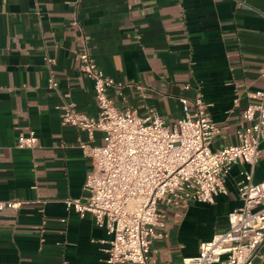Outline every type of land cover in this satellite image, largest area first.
I'll list each match as a JSON object with an SVG mask.
<instances>
[{"label": "crops", "instance_id": "0c3cea01", "mask_svg": "<svg viewBox=\"0 0 264 264\" xmlns=\"http://www.w3.org/2000/svg\"><path fill=\"white\" fill-rule=\"evenodd\" d=\"M84 51L114 80L110 96L120 108L154 110L172 126L184 115L182 97H202L218 127L212 149L221 150L238 143L243 112L264 87V0H0V201L18 203L0 211V264L107 259L112 236L66 204L89 197L94 166L81 144L103 143L101 131L89 139L62 120L67 102L99 113L93 81L80 69ZM32 131L37 147L19 148ZM248 171L254 183L264 180V139L258 165H234L227 194L214 203L162 202L157 231L165 237L154 242L151 263L183 264L227 229ZM255 264H264V245Z\"/></svg>", "mask_w": 264, "mask_h": 264}, {"label": "built area", "instance_id": "2783aa9c", "mask_svg": "<svg viewBox=\"0 0 264 264\" xmlns=\"http://www.w3.org/2000/svg\"><path fill=\"white\" fill-rule=\"evenodd\" d=\"M73 24L78 25L77 20ZM79 58L81 72L93 81L99 113L97 117L77 113L67 102L60 106L62 120L86 132L89 139L101 131L103 143L81 144L94 166L85 185L89 197L66 204L81 215L91 213L96 225L112 236L104 249L105 264H152V246L165 237L157 231L162 225V202L212 204L217 196L227 194L225 181L234 165L248 164L252 169L258 165L264 139V87L252 94L253 101L243 112L238 143L213 150L218 127L202 97H182L184 115L170 126L154 110L140 115L132 107H118L110 96L114 80L87 51ZM261 76L264 79V66ZM56 85L51 78L50 86ZM37 145L33 131L21 134L17 144L22 149ZM243 176L238 184L242 205L228 215V228L201 243L198 255L185 257L183 264L256 263L264 245V180L254 183L253 171ZM17 207L16 201H0V211Z\"/></svg>", "mask_w": 264, "mask_h": 264}]
</instances>
